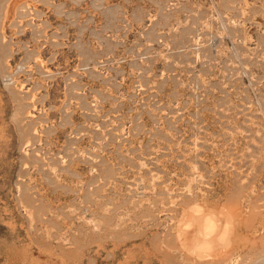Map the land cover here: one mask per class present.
<instances>
[{
  "label": "rangeland",
  "instance_id": "374dc122",
  "mask_svg": "<svg viewBox=\"0 0 264 264\" xmlns=\"http://www.w3.org/2000/svg\"><path fill=\"white\" fill-rule=\"evenodd\" d=\"M0 264H264V0H0Z\"/></svg>",
  "mask_w": 264,
  "mask_h": 264
}]
</instances>
